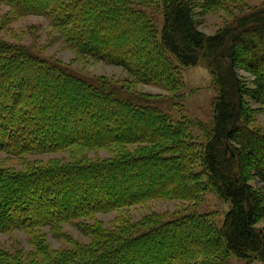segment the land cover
I'll use <instances>...</instances> for the list:
<instances>
[{"label": "trees", "instance_id": "1", "mask_svg": "<svg viewBox=\"0 0 264 264\" xmlns=\"http://www.w3.org/2000/svg\"><path fill=\"white\" fill-rule=\"evenodd\" d=\"M227 1L0 0L1 24L44 15L79 55L130 76L122 86L88 80L0 37V233L23 230L34 248L0 247V264L264 263V131L252 126L264 108V3L214 34L201 30L199 17ZM200 62L219 89L212 126L176 120L160 94L133 91L137 83L175 91L180 68ZM99 149L110 155L86 156ZM59 151L72 158L9 164ZM210 189L231 204L221 225L197 211L97 217L153 199L198 201ZM70 223L90 240L63 231ZM46 226L70 246L52 248Z\"/></svg>", "mask_w": 264, "mask_h": 264}, {"label": "rangeland", "instance_id": "2", "mask_svg": "<svg viewBox=\"0 0 264 264\" xmlns=\"http://www.w3.org/2000/svg\"><path fill=\"white\" fill-rule=\"evenodd\" d=\"M264 0H229L225 2L223 8L211 11L199 17V28L208 34H214L222 28L230 26L237 17L252 12L259 8ZM8 6L0 3V37L7 41L19 43L27 46L33 53L52 61H58L68 67L72 72L88 80H94L101 76L109 78L114 84L122 86L130 78L128 71L121 65L108 63L97 57L79 55L71 48L58 32L53 29L48 17L44 15H29L14 20L8 25L1 24L4 13ZM149 12L156 17L158 26L161 29L163 16L160 7H152ZM180 87L175 91H170L164 86L137 83L134 84L133 91L137 94L152 93L160 94L158 105L169 113L174 119H190L194 124L204 122L206 126H212L214 117V99L219 93L215 85L214 78L209 67L200 62L197 65L180 68ZM243 77L250 80L251 75L240 70ZM253 107L260 105L251 102ZM254 128L264 131V108H260L252 124ZM192 133L201 137L198 126L192 128ZM110 153L104 149L88 150L86 156L91 159L107 157ZM52 158L71 159L69 152H49L43 154H29L23 159L10 161L9 164L18 168L23 167L25 161H49ZM254 184L261 185L259 181ZM230 202L221 198L215 191H206L198 201H188L180 199H153L145 204H138L119 212L111 211L98 213L97 217L109 224L117 215L129 216L133 221L141 219L146 214L164 213L184 214L192 211L208 212L216 222L223 223L226 212L230 209ZM264 226V220L258 223ZM43 230L47 233V239L52 248H62L70 246L69 243L56 237L50 227ZM63 231L69 233L73 238L88 242L90 237L84 234L73 223L65 224ZM0 247L10 250L22 248L26 252L34 249L30 241L29 234L20 229L10 232L0 233ZM225 264H264L259 258L244 259L231 256Z\"/></svg>", "mask_w": 264, "mask_h": 264}]
</instances>
